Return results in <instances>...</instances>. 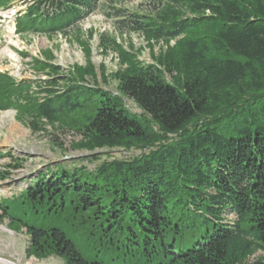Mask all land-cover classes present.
Instances as JSON below:
<instances>
[{
    "label": "trees",
    "instance_id": "obj_1",
    "mask_svg": "<svg viewBox=\"0 0 264 264\" xmlns=\"http://www.w3.org/2000/svg\"><path fill=\"white\" fill-rule=\"evenodd\" d=\"M101 1L39 0L20 22L69 33ZM131 16L123 24L162 46L151 62L118 47V94L88 83L89 63L68 76L50 66L26 87L42 99L10 95L30 100L34 126L74 113L77 149L140 155L49 167L0 200V224L26 230L38 260L264 264L249 261L264 253V0H158ZM8 82L0 75L1 97L20 89Z\"/></svg>",
    "mask_w": 264,
    "mask_h": 264
},
{
    "label": "rangeland",
    "instance_id": "obj_2",
    "mask_svg": "<svg viewBox=\"0 0 264 264\" xmlns=\"http://www.w3.org/2000/svg\"><path fill=\"white\" fill-rule=\"evenodd\" d=\"M36 1L39 0L0 3V75L9 80L8 87L20 86L15 91L11 88L12 92L6 93L7 96H0V200L11 198L29 179L49 167L86 165L94 169L106 159H129L140 155V151L135 150L89 152L77 149L75 146L81 136L74 130V113L62 116L54 124L37 120L34 126L30 124L33 117L24 112L30 100L24 98L25 94L22 98L11 97V93H26L28 97L42 99L34 90L28 93L26 87L30 84L32 89L36 82L50 78L51 74H47L50 66H59L60 75L68 76L76 75V67L91 63L98 78L96 81L88 78V83L118 94V81L112 76L120 67L118 47L139 53L141 60L151 62L152 45L155 53L160 52L162 46V42H151L123 24L133 17L131 14L149 13L158 0H102L99 7L69 33L56 35L30 32L21 25L20 20ZM102 69H105L108 83L103 81ZM125 102L131 112L141 113L129 98L126 97ZM14 158L21 163L17 168ZM28 246L26 230L10 229L8 221L0 224V264H65L55 256L45 260L28 258ZM261 257L264 253L257 252L249 261Z\"/></svg>",
    "mask_w": 264,
    "mask_h": 264
},
{
    "label": "bare ground",
    "instance_id": "obj_3",
    "mask_svg": "<svg viewBox=\"0 0 264 264\" xmlns=\"http://www.w3.org/2000/svg\"><path fill=\"white\" fill-rule=\"evenodd\" d=\"M10 264H12V263H10Z\"/></svg>",
    "mask_w": 264,
    "mask_h": 264
}]
</instances>
